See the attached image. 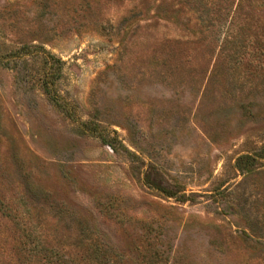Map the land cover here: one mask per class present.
Listing matches in <instances>:
<instances>
[{
    "label": "rangeland",
    "instance_id": "obj_1",
    "mask_svg": "<svg viewBox=\"0 0 264 264\" xmlns=\"http://www.w3.org/2000/svg\"><path fill=\"white\" fill-rule=\"evenodd\" d=\"M0 264H264V7L0 0Z\"/></svg>",
    "mask_w": 264,
    "mask_h": 264
},
{
    "label": "trees",
    "instance_id": "obj_2",
    "mask_svg": "<svg viewBox=\"0 0 264 264\" xmlns=\"http://www.w3.org/2000/svg\"><path fill=\"white\" fill-rule=\"evenodd\" d=\"M241 1V5L246 1V0H240ZM255 3L257 4L258 3V8L259 9H262L263 7H264V0H255ZM238 6H240V5H238ZM241 7V6H240ZM257 9V8H256ZM237 13V12H236ZM235 13V14H236ZM235 14H234V16H233V18H235ZM236 17H237V15H236ZM228 31H229V29H228Z\"/></svg>",
    "mask_w": 264,
    "mask_h": 264
}]
</instances>
